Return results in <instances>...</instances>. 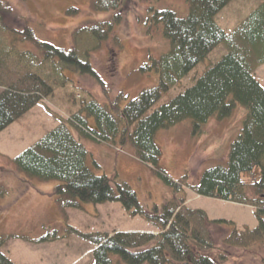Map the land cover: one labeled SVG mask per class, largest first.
I'll return each mask as SVG.
<instances>
[{"label": "trees", "instance_id": "16d2710c", "mask_svg": "<svg viewBox=\"0 0 264 264\" xmlns=\"http://www.w3.org/2000/svg\"><path fill=\"white\" fill-rule=\"evenodd\" d=\"M188 1L189 13L185 17L173 10L150 7V23L162 24L163 36L170 42L159 57L151 56L140 67L144 73H158L156 86L144 88L127 103L122 92L113 98L108 93L106 102L94 96L83 98L78 111L69 118L58 117V125L14 158L18 170L27 176L59 181L54 192L64 208L120 202L131 215L142 216L157 227L156 234L79 232V236L95 245L93 264H225L231 255L229 248L248 249L264 244V85L256 75L264 64V1L229 33L216 17L232 0ZM121 2L92 0V6L97 11L118 10ZM12 13L7 1L0 0V29L7 33L11 44L19 40L33 42L46 57L60 62L62 66L54 68L63 75V83L69 80L62 72L69 68L105 84L91 63L90 51L81 57L76 49L65 50L38 40L27 25L19 29L5 24V17ZM121 19L118 12L112 20L78 32L90 29L89 34L99 39L101 32L105 37L107 30ZM220 45L225 53L219 60L204 68L184 91L158 105ZM3 47L0 37V64L6 51ZM22 52L29 56V50ZM35 80L36 87L27 89L15 83L2 84L5 89L0 93V132L42 102L44 92L50 93L49 85L40 78ZM237 104L246 108V116L240 133L231 141L226 165L205 169L195 183L189 182L188 175L175 180L162 169L163 153L156 142L159 131L187 119L201 131L211 119L231 116ZM85 138L121 148L132 146L135 157L177 193L189 188L201 196L257 207L258 225L238 228L233 220L211 219L204 209L188 206L184 196L169 199L161 208L155 205L153 210H146L130 185L93 171ZM211 226L226 230L220 243L213 238ZM3 244L4 238L0 237V264H15L2 251Z\"/></svg>", "mask_w": 264, "mask_h": 264}, {"label": "rangeland", "instance_id": "374dc122", "mask_svg": "<svg viewBox=\"0 0 264 264\" xmlns=\"http://www.w3.org/2000/svg\"><path fill=\"white\" fill-rule=\"evenodd\" d=\"M13 13L4 23L23 29L31 27L38 40L65 50L76 49L83 57L90 51L91 63L101 79L82 74L74 69L56 72L62 64L46 57L33 42H9L7 33L0 29L6 50L0 64V93L2 84H18L22 88L35 86V78L42 79L51 91L44 92L42 102L32 107L17 121L0 132V237L4 238L2 251L15 264H93L94 243L79 236V232L145 231L156 234L142 216H133L120 202L100 204L82 203L79 208H64L54 188L59 181L41 180L18 170L14 158L59 124L58 117L69 118L81 107V100L96 97L108 101L124 93L127 103L144 88L159 83L156 71L140 70L146 61L159 57L170 46L163 36L162 24L150 23L153 11L173 10L179 16L189 13L188 0H122L118 10L97 11L92 0H6ZM264 0H232L216 17L225 31L234 28ZM78 9L72 11V9ZM122 14L120 23L102 32L99 39L90 33L92 27ZM89 30V31H88ZM78 32V33H77ZM14 44V45H13ZM22 50H29L25 56ZM31 51V52H30ZM225 53L220 45L205 62L191 71L160 100L158 105L184 91L204 68L215 63ZM57 69H55V68ZM264 85V64L257 71ZM30 77V78H29ZM2 82V83H1ZM39 86V85H38ZM45 90V89H44ZM246 108L237 104L231 116L211 119L201 131L187 119L159 131L156 142L162 149L161 167L173 179L188 175L195 183L202 172L228 162L231 141L240 133ZM90 150L89 165L97 174H107L115 182H125L137 193L143 207L151 211L175 196H184L191 208L204 209L209 218L233 220L238 228L258 225L255 209L196 194L185 188L177 193L147 164L135 157L134 148L116 147L107 143L83 139ZM251 195L255 196L253 192ZM188 200V201H187ZM229 225L228 229L232 230ZM213 238L220 243L225 229L211 226ZM231 255L225 264H264V244L251 248H229ZM120 264H127L121 262Z\"/></svg>", "mask_w": 264, "mask_h": 264}, {"label": "crops", "instance_id": "0c3cea01", "mask_svg": "<svg viewBox=\"0 0 264 264\" xmlns=\"http://www.w3.org/2000/svg\"><path fill=\"white\" fill-rule=\"evenodd\" d=\"M188 201V200H187ZM189 205V204H188Z\"/></svg>", "mask_w": 264, "mask_h": 264}]
</instances>
